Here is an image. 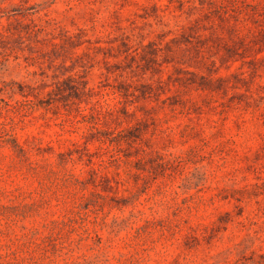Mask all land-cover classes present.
I'll return each instance as SVG.
<instances>
[{"label":"rangeland","instance_id":"obj_1","mask_svg":"<svg viewBox=\"0 0 264 264\" xmlns=\"http://www.w3.org/2000/svg\"><path fill=\"white\" fill-rule=\"evenodd\" d=\"M0 264H264V0H0Z\"/></svg>","mask_w":264,"mask_h":264}]
</instances>
